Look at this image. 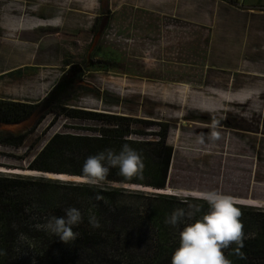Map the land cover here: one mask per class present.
I'll use <instances>...</instances> for the list:
<instances>
[{"label":"rangeland","instance_id":"1","mask_svg":"<svg viewBox=\"0 0 264 264\" xmlns=\"http://www.w3.org/2000/svg\"><path fill=\"white\" fill-rule=\"evenodd\" d=\"M15 21H27L30 29L8 26ZM261 23L222 0H0V98L40 103L28 120L0 125V131L24 136L20 145L0 143V189L29 196V202L41 201L45 192L55 196L54 203L67 195L90 197L78 187L87 184L81 167L93 147L70 138L105 141L100 152H118L123 144L118 135L104 132L112 125L69 117L71 110L130 118L132 134L124 140L136 142L129 146L144 165L130 178L110 168L97 187L119 191L96 205L110 211L103 219L83 215L73 228L75 240L66 243L49 232L46 253H38L17 230L0 264H171L184 225L164 221L189 205L206 211V202L193 193L215 190L238 208L264 212ZM70 68L77 80L62 93L59 106L46 104L50 89ZM241 91L248 100L216 102ZM171 94L182 97L183 106L163 104L160 97ZM199 97L217 104L215 110L192 106ZM164 129L171 157L164 188L157 189L149 166L160 160L156 146L140 144H157L156 134ZM54 136L69 138L46 149ZM57 177L77 188L37 183ZM261 222L244 223V237L262 236ZM223 251L226 256L228 249Z\"/></svg>","mask_w":264,"mask_h":264},{"label":"trees","instance_id":"2","mask_svg":"<svg viewBox=\"0 0 264 264\" xmlns=\"http://www.w3.org/2000/svg\"><path fill=\"white\" fill-rule=\"evenodd\" d=\"M231 3H234L233 0ZM227 1V2H228ZM72 70H68L65 74H63L58 82L50 89L47 97L45 99L47 103H54V106L60 105V100L62 97V93L70 87L77 80L76 77L71 76ZM171 95H164L160 97V100L163 104L167 105H179L182 106V97H172ZM179 95V94H177ZM40 103L33 102H20V101H12L4 98H0V125H12L19 124L25 120L31 118L36 110L39 108ZM71 113V114H70ZM69 117L73 118H83L89 120H98L105 121L108 124L112 125L110 128H106L104 130L105 133H110L112 135H118L119 139L122 141V144L135 145L136 142H132L129 140H124L129 135L132 134L128 128V122L130 118L120 117V116H102L90 114L85 111H76L71 110L67 113ZM72 115V116H71ZM120 124H124L125 128L120 129ZM166 134L167 131L159 132L156 136L159 137V141L157 144L141 143V147H155L156 153L159 155L160 160L154 161L151 160L149 166L153 168L155 172L154 180L156 182L152 183V186L157 189H163L166 182V173L168 170V165L171 157V149L166 144ZM69 137L64 136H54L47 144L46 149L53 146V144L57 140L68 139ZM9 139V140H8ZM12 139V140H10ZM24 139L23 135H14L11 133H5L0 131V143H7V145H20ZM70 139L74 141H80L81 143H90L92 146V150L89 149V152L93 155L100 152V143L102 147L105 146V141H102L97 138H76L71 137ZM12 141V142H11ZM57 147V145H55ZM45 149V150H46ZM151 150L144 153L145 156L149 157ZM155 151V150H154ZM155 155V154H153ZM146 162V161H145ZM67 174V173H65ZM161 178L160 182H157ZM10 181H19V182H32L35 183L36 180H14V179H6ZM38 184L47 185L51 187H56V189L61 187H72L77 188L75 184L65 180H49V179H38ZM78 188L84 189L90 194V197H79L74 198L70 196H63L60 198L59 203H54V195L44 193V199L41 201L36 200V202L30 201L29 196H21L18 192H7L3 187L0 189V256L8 249L9 244H12L11 240L15 234V231L19 230L20 236L23 237L25 244H32L33 247L38 251V253H46L47 247L49 244V240L51 236L49 232L43 227L48 218L51 216H63L65 214L64 210L68 207H76L80 210L82 216L85 215L89 219H103V217L109 213V208H97L96 205L100 203H104L106 199L111 194H115L114 192H118L119 190H110V189H100L97 186H91L89 184H85L79 186ZM99 200V202H97ZM171 201H177L175 198H171ZM24 203H30L31 208H21ZM204 204V203H203ZM241 211L240 220L244 224L251 222L254 226L256 222L258 224L264 223V212L257 211L254 209H246L239 208ZM257 211V212H256ZM33 218V219H32ZM16 219L20 223V227L17 229L14 228L16 223ZM43 222V223H42ZM40 224V225H37ZM262 230V236H258L256 239H249L244 237L243 247L240 251L243 253V257L239 256L235 252L236 245L232 244L228 248V254L226 257L232 260L233 264H264V224ZM7 238V239H6ZM6 239V240H5ZM23 243H20L21 247H25ZM87 252H90L88 250Z\"/></svg>","mask_w":264,"mask_h":264},{"label":"clouds","instance_id":"3","mask_svg":"<svg viewBox=\"0 0 264 264\" xmlns=\"http://www.w3.org/2000/svg\"><path fill=\"white\" fill-rule=\"evenodd\" d=\"M139 153L128 144L122 145L117 152L105 149L88 156L81 167L84 183L101 186L106 180L110 168L119 169V174L130 178L143 169ZM197 200L207 204V210L200 205H189V209L176 210L165 218V223L179 229V246L171 256V264H233L224 251L235 244V252L243 257L244 231L240 220L241 211L233 199L221 192L210 190L192 194ZM63 216H51L43 227L63 242L75 240L77 233L73 228L82 221V214L76 207H68Z\"/></svg>","mask_w":264,"mask_h":264},{"label":"crops","instance_id":"4","mask_svg":"<svg viewBox=\"0 0 264 264\" xmlns=\"http://www.w3.org/2000/svg\"><path fill=\"white\" fill-rule=\"evenodd\" d=\"M223 1L227 2L225 0H222V2ZM233 1H234V3H231V1H228V3H231L235 6L242 7V9L244 11L248 12L250 14V16H252L253 18L258 17L259 19L264 20V0H233ZM40 21H42V20H40ZM16 25L18 27H22L19 29L24 30V28H27V27H25L27 25V21L26 22H17V23L15 21L12 24H9L8 26H11L14 28V26H16ZM38 25L43 26L44 24L39 22ZM45 25H48V24H45ZM27 29H30V28L28 27ZM258 42H259V49L258 50L260 51V56H261L258 67L264 69V24L263 23H261ZM24 53H25V51H23V50H21L19 52V54H22V55ZM19 58H22V57L20 56ZM19 70L20 69H16V70H13L10 72H6L5 75L11 74V73H17L16 71H19ZM237 95H240V96H237ZM237 95L236 96L227 95V96H223V97L218 96V99L216 100V102L221 104L222 102H233V101L242 102L243 100L249 99V98H246L247 95H246L245 91H241V93H237ZM193 104L194 105H192V106L196 107V109H199L201 111L202 110L207 111V112L214 111L215 109L213 106L217 105L215 103H212L213 104L212 105L209 100H206L203 97H199L198 102L196 100H194ZM182 106H183V102H182ZM219 106H221V105H219ZM216 109H220V108L216 107Z\"/></svg>","mask_w":264,"mask_h":264},{"label":"bare ground","instance_id":"5","mask_svg":"<svg viewBox=\"0 0 264 264\" xmlns=\"http://www.w3.org/2000/svg\"><path fill=\"white\" fill-rule=\"evenodd\" d=\"M0 170H1V169H0ZM1 171H2V170H1ZM12 172H13V171H12ZM15 172H16V171H15ZM25 173H26V172H25ZM59 176H60V175H59ZM57 178H60V177H57ZM57 178H56V179H57ZM61 179H62V178H60V180H61ZM158 192L160 193V191H158ZM255 206H256V205H255Z\"/></svg>","mask_w":264,"mask_h":264}]
</instances>
